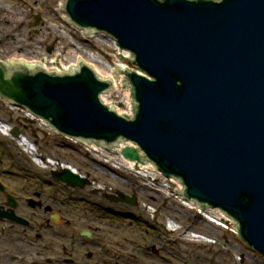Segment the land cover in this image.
<instances>
[{"label":"water","instance_id":"95a60500","mask_svg":"<svg viewBox=\"0 0 264 264\" xmlns=\"http://www.w3.org/2000/svg\"><path fill=\"white\" fill-rule=\"evenodd\" d=\"M64 10L70 24L131 51L147 74L128 72L134 119L102 103L110 83L87 65L57 75L3 60L0 94L67 135L134 142L127 158L141 161L142 150L182 179L187 199L236 219L264 255V0H66ZM62 178L81 182L67 169Z\"/></svg>","mask_w":264,"mask_h":264},{"label":"rangeland","instance_id":"374dc122","mask_svg":"<svg viewBox=\"0 0 264 264\" xmlns=\"http://www.w3.org/2000/svg\"><path fill=\"white\" fill-rule=\"evenodd\" d=\"M58 1L11 0L13 4H16L15 7H20L23 10L26 19L23 25V32L18 35L17 33L16 35L15 33H11L7 37L9 41H7V46L11 47L10 50H1L2 46H0V59H5L6 56L11 54H23L22 56L28 58L42 60L45 56L51 58L56 54H61V58H65L66 65L68 66V64L73 63L79 57H85L86 50L98 57L102 63L89 59L87 61L92 63L96 70L104 76L110 74L108 68L114 65L117 58L113 49L96 38L86 41L77 30L69 28L59 18L56 8ZM0 2H3L5 6L8 4L6 0H0ZM37 18L39 19L37 20ZM6 24L10 23L7 22ZM51 25L59 26V28L56 27L57 29L51 30ZM56 34H62L65 37L63 40H58ZM18 38L28 40V43L33 44V47L39 53L34 56L24 54L21 49H17L14 45ZM122 97L123 94L118 92L117 95L107 96L106 99L107 102H114L120 105ZM2 118L4 119V124L18 128L23 135L28 134L31 137V140H28V144H35V152L42 155L43 159H54L57 164L56 166L54 164L50 165L49 168L44 169L36 166L31 160H28L30 158L28 153L30 151L23 149L22 145L19 147L15 146L17 138H14V136H4L0 132V178L2 181L8 183L10 187L15 189L20 187V190L28 189L32 192L34 198H36L37 194L43 193L48 204L63 209L66 217L81 229H87L89 225L100 227L103 230L108 229L110 231L106 230V239L110 240L108 245L120 249V251L128 252L130 257L129 264H140L136 262L138 257L146 261L152 260L146 259L145 255L147 257L150 256L146 252L145 255L142 252L143 250H148L150 244L154 243L167 244V247L175 245V248L172 249L173 251H166V254H189L190 251L193 254H202L196 247L194 251L193 246H190L191 243L194 245L198 242L195 240L197 238L193 239L194 237L191 233L179 236L182 233L180 229L175 232L170 231L169 233H165L162 230L161 225L169 219L176 225L178 223V227L182 225L187 226V223L193 218L192 211L179 206L175 195L167 193L169 190L162 186L164 184L162 180V187L158 186V190H161L163 193L161 196L154 194V202L150 200L151 198L142 189H139L146 182L143 178H138L130 171L126 169L122 170L119 167H115V172L119 169L122 171L119 172L125 175L116 176V173L112 171L108 172V168L114 169L112 165L108 166L109 163L103 166L99 164L98 166V169L106 171L108 176L106 173H101L100 171H98L100 173L96 174L97 167H92L91 163H88L90 160L86 158V155L89 153L83 147L74 145L68 150L69 152L63 153L62 149L59 148V144L64 142L61 136L43 126L37 120L34 123L22 109L12 106L0 98V119L2 120ZM65 142L71 144L69 141ZM70 156H73V158ZM78 160H80L81 164L77 163ZM20 163L22 166H20ZM64 164H70L84 175H91L94 184L85 188H72L51 177L49 179L50 182L45 180V176L49 170H59ZM26 184H29L31 187H26ZM137 187L139 206L136 208L127 206L129 209L123 205H114L103 196L104 193H116L117 191L132 193V190H137ZM22 193L25 194L27 192ZM166 196H169L167 197L169 198L168 201L166 200ZM143 200L147 201L148 205L143 203ZM37 211L33 210L31 213L37 216ZM153 211L158 212L155 220H153V216L155 215ZM207 226L209 227L201 228L208 229L212 234H216L219 237L221 246L223 247L224 245L223 250L225 251L227 263L235 264L233 263L235 261L236 264H259V262L264 264V261L257 254L250 251L244 243H241L233 232L223 228L218 230L212 227V224ZM221 237H224V239L222 240ZM168 238L171 239L168 240ZM175 240L178 243L172 244L171 242ZM208 242L200 238L198 243L206 244ZM227 257L229 259L233 257L234 261H228ZM242 257L245 261L240 263ZM215 259L219 260L218 257ZM113 263L118 264L116 260ZM121 263H124V260ZM156 264L164 263L161 260H157Z\"/></svg>","mask_w":264,"mask_h":264},{"label":"flooded vegetation","instance_id":"af4514ba","mask_svg":"<svg viewBox=\"0 0 264 264\" xmlns=\"http://www.w3.org/2000/svg\"><path fill=\"white\" fill-rule=\"evenodd\" d=\"M27 228L20 230L15 223L0 219V264H15L14 251L27 256L26 264H112L105 259L108 250L104 252L97 241H82L75 228L74 234L50 222Z\"/></svg>","mask_w":264,"mask_h":264},{"label":"bare ground","instance_id":"6f19581e","mask_svg":"<svg viewBox=\"0 0 264 264\" xmlns=\"http://www.w3.org/2000/svg\"><path fill=\"white\" fill-rule=\"evenodd\" d=\"M6 2H8V4L10 3V5L5 3L6 4V6H5L3 2H0V46H2L1 50H5V49L10 50L11 47L7 46V41H8L7 37L11 33H13V34L15 33V35L17 33V35H18L21 32H23V25H24V21L26 19L25 14H23V10L20 7H15L16 4H13L11 2V0H9V1L6 0ZM59 3H60V0L57 2V4H59ZM56 8L59 9L57 5H56ZM60 18L65 19L63 14L60 15ZM7 22L10 23V24H8L9 26L6 24ZM56 27L59 28V26L51 25L50 29L51 30L57 29ZM56 35H57L58 40L59 39L63 40L65 37L62 34H60V35L56 34ZM14 45L17 49H21L24 52V54H26V55L31 54L32 56H34V55L39 53L33 47V44H31L30 42L28 43V40H25L22 38H18V40L16 41V43ZM24 49H26L27 51ZM22 55L23 54H19V55L11 54V55L6 56L4 60H28V63H42V69L55 70V71H58L61 68H66V66H67L65 58H59L60 57L59 54H56L51 58L45 56L42 60L41 59L28 58V57L22 56ZM85 57L89 60H96V61L102 63V61L98 57H96L95 55H93V53L86 51V50H85ZM121 62L122 61H120L119 59H117V58L115 59V64H117L119 66H123V64ZM108 70H112L111 67H109ZM116 84H117L116 86H117L118 92L121 93V91H124V98L120 102V105L123 107H121V108L118 107V109L120 112H130L131 99L129 97V92H128V90L121 89L120 85L118 84V81H116ZM105 100H107V99H105ZM2 127H3V131L6 132L7 134H9V128H7L6 126H2ZM26 139H30V138L28 136H27V138L20 137L18 142L22 146H26L27 148H29L30 145L27 144L28 142ZM91 149L93 151H97L99 153V155L102 154V151H101L102 149H100L99 147L93 146ZM120 150H121V148L119 147V149L117 148V149H113L111 151L112 154H110V158L113 159V162L115 164H118L120 167H127L130 170H134V169L136 171L138 170L136 173L141 174L144 177L156 178V175H158V172L154 170V167L151 164H149V163H145V164L143 163L141 165L139 164L138 169H136L137 167H136L135 163L132 161L126 160L121 155ZM33 154L35 155V152H33ZM35 159H36V157H35ZM36 160L40 161L38 159H36ZM172 185L180 186L179 183L175 182L174 180L167 181V183L165 184L166 188H170ZM206 216L211 220V222H216L217 224H220L221 222L225 223V224H226V222H230V220L227 216L221 215L218 211L213 210V209H210L209 211H207ZM214 219L219 220V221H216ZM201 226L206 227L207 225H205V223L204 224L202 223ZM173 227H175V226L173 225ZM203 232H206L208 234H204ZM191 233H193L192 234L193 236L201 237V238H204L206 240H210V238L213 237L212 235H210L211 232L208 231V229L206 230L205 228H198L197 231L193 230ZM199 233L203 234V235H199Z\"/></svg>","mask_w":264,"mask_h":264}]
</instances>
